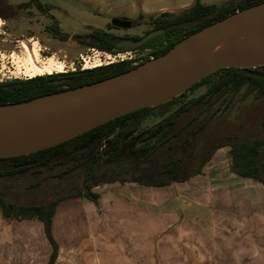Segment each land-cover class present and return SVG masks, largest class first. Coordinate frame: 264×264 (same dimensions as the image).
I'll return each mask as SVG.
<instances>
[{
  "label": "trees",
  "instance_id": "obj_1",
  "mask_svg": "<svg viewBox=\"0 0 264 264\" xmlns=\"http://www.w3.org/2000/svg\"><path fill=\"white\" fill-rule=\"evenodd\" d=\"M261 3L264 0H226L209 4L196 0L179 13H140L138 23L146 22L154 27L152 31L164 30V33L132 51L150 49L149 56L144 59L147 62L166 54L188 36ZM28 6L29 3L12 6L7 0H0V8L3 9L0 19H12ZM37 6L45 12L44 5L37 2ZM51 19L53 24L48 30L53 37L68 41L70 35L62 32L57 21ZM136 24L132 22V28ZM111 27L114 28L112 24ZM141 38L123 39L138 41ZM74 39L104 53L126 51L116 49V43L122 39L105 30L95 29L85 37L76 36ZM132 63L125 61L85 71L1 82L0 105L26 102L99 82L138 66ZM200 89H204L201 95L191 97ZM150 118L159 121L141 130L140 127ZM222 148L230 149V168L235 175L264 185V66L218 70L157 105L109 121L57 146L20 157L0 158V161L22 166L14 173H23L36 163H47L53 156H64L62 164L73 159L80 165L90 162L91 166L106 155L109 160L113 157L147 159L161 163L163 172L171 176L169 180L150 184L164 187L201 174L203 167ZM0 173L8 174L7 171ZM79 196L94 202L99 199V195L90 191L70 193L52 204L25 208L7 204L0 198V211L8 219L35 218L42 221L53 247L50 264H54L58 253L52 236L56 206L61 201Z\"/></svg>",
  "mask_w": 264,
  "mask_h": 264
},
{
  "label": "crops",
  "instance_id": "obj_2",
  "mask_svg": "<svg viewBox=\"0 0 264 264\" xmlns=\"http://www.w3.org/2000/svg\"><path fill=\"white\" fill-rule=\"evenodd\" d=\"M229 167L179 189L126 197L96 188L97 202L61 201L52 220L54 264H264V185ZM52 253L42 221L0 212V264H50Z\"/></svg>",
  "mask_w": 264,
  "mask_h": 264
},
{
  "label": "water",
  "instance_id": "obj_3",
  "mask_svg": "<svg viewBox=\"0 0 264 264\" xmlns=\"http://www.w3.org/2000/svg\"><path fill=\"white\" fill-rule=\"evenodd\" d=\"M260 18H264V3L192 34L166 54L122 74L30 101L0 105V131L7 133L0 158L20 157L57 146L109 121L154 106L143 99L180 79L199 73L207 76L227 68L263 67L264 52L245 56L205 55L227 36ZM111 24L115 28H132V22L126 19H114ZM163 33L164 30L151 31L138 41L123 40L118 46L134 50Z\"/></svg>",
  "mask_w": 264,
  "mask_h": 264
},
{
  "label": "rangeland",
  "instance_id": "obj_4",
  "mask_svg": "<svg viewBox=\"0 0 264 264\" xmlns=\"http://www.w3.org/2000/svg\"><path fill=\"white\" fill-rule=\"evenodd\" d=\"M203 3H217L226 0H200ZM37 2L45 6V12L38 8ZM180 2H191L193 0H7L12 6L28 4L29 6L20 10L14 18L6 20L0 19V83L14 79H30L37 76L51 75L71 72L73 69L80 70L84 64L81 57L88 62L85 70L94 69L98 55H103L96 49L75 40L74 37H85L95 29L105 30L117 37H143L147 32L153 30V26L141 22L137 19L140 13L160 14V10L167 9L171 13H179L183 9L179 8ZM148 12L142 11V7ZM3 9L0 8V13ZM54 18L61 31L70 35L68 41L55 39L48 30L53 24ZM114 19H126L136 22V26L131 29L112 28ZM151 50H137L121 52L123 57H133V61H140L138 65L145 62ZM34 54V55H33ZM61 68V72H59ZM46 69H50L48 74ZM39 70L40 72H35ZM35 76L31 77V73ZM204 92V89L191 94L197 97ZM159 119L150 118L140 127L145 130L155 125ZM229 148L218 150L211 160L203 167L202 173L190 178L196 179L198 176L211 175V173L221 168L228 170L230 166ZM230 171L231 168L229 167ZM232 172V171H231ZM189 182V181H188ZM185 182L174 183L176 189ZM150 189L156 187H145L137 184H107L102 191L105 194L114 193L116 196L130 197L134 190ZM140 195H143L140 192ZM1 212V211H0Z\"/></svg>",
  "mask_w": 264,
  "mask_h": 264
},
{
  "label": "flooded vegetation",
  "instance_id": "obj_5",
  "mask_svg": "<svg viewBox=\"0 0 264 264\" xmlns=\"http://www.w3.org/2000/svg\"><path fill=\"white\" fill-rule=\"evenodd\" d=\"M120 38L122 41L126 40L123 39L125 37ZM118 43L116 49H121ZM127 51L132 50L124 52ZM76 71L85 69L71 72ZM103 151L104 148L101 152ZM64 160V156H53L45 164L41 161L29 166L23 173H14L21 170L22 166L16 167L12 163L0 161V172H8L0 173V198L7 204L31 208L40 204H52L70 193L92 192L93 189L103 188L107 184L153 187L150 184L169 180L171 177L163 172L161 163L147 159L113 157L109 160L106 155L93 166L90 162L77 164L73 159L62 164Z\"/></svg>",
  "mask_w": 264,
  "mask_h": 264
},
{
  "label": "bare ground",
  "instance_id": "obj_6",
  "mask_svg": "<svg viewBox=\"0 0 264 264\" xmlns=\"http://www.w3.org/2000/svg\"><path fill=\"white\" fill-rule=\"evenodd\" d=\"M262 52H264V18L247 23L244 27L227 36L225 40L210 49L205 55L208 57L245 56L256 55ZM37 71L40 72L39 70L35 72ZM35 72L33 71L30 76L34 77ZM45 72L49 74L51 70L46 69ZM59 72H61V68H59ZM205 75L206 73H199L194 77L172 82L145 97L143 102L150 105H157L167 100L171 94L178 93L196 83L205 77ZM6 141L7 133L0 131V148L5 145Z\"/></svg>",
  "mask_w": 264,
  "mask_h": 264
},
{
  "label": "built area",
  "instance_id": "obj_7",
  "mask_svg": "<svg viewBox=\"0 0 264 264\" xmlns=\"http://www.w3.org/2000/svg\"><path fill=\"white\" fill-rule=\"evenodd\" d=\"M82 62L84 63L81 67V70H84L87 65L88 61L87 59L81 57ZM133 57H123L121 54L119 53H104L103 55H98L97 56V61L99 63H97L96 65H94L92 68H96V67H101V66H108V65H112V64H116V63H121V62H125V61H133ZM140 63V61H133L132 65L136 66ZM75 69H73L72 71H74Z\"/></svg>",
  "mask_w": 264,
  "mask_h": 264
}]
</instances>
